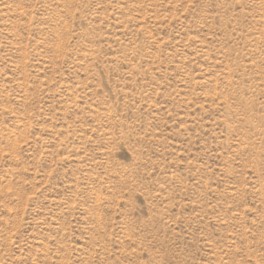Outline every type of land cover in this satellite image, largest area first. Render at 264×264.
<instances>
[{
    "label": "rangeland",
    "instance_id": "1",
    "mask_svg": "<svg viewBox=\"0 0 264 264\" xmlns=\"http://www.w3.org/2000/svg\"><path fill=\"white\" fill-rule=\"evenodd\" d=\"M0 264H264V0H0Z\"/></svg>",
    "mask_w": 264,
    "mask_h": 264
}]
</instances>
